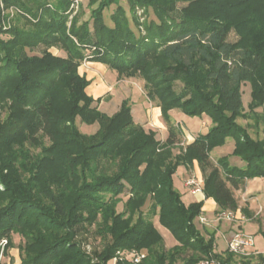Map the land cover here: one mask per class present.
<instances>
[{"label":"trees","instance_id":"trees-1","mask_svg":"<svg viewBox=\"0 0 264 264\" xmlns=\"http://www.w3.org/2000/svg\"><path fill=\"white\" fill-rule=\"evenodd\" d=\"M1 2L15 10L16 25L0 38V244L8 240V249L20 235L21 264H109L124 249H145L140 264H176L187 250L193 255L185 264L233 261L212 254L214 240L206 242L195 224L204 202L185 205L174 175L197 162L205 198L219 212L239 209L236 192L264 178V0H88L89 20L74 17L70 30L72 0ZM140 10L156 20L140 22ZM233 30L237 42L229 41ZM39 46L43 53L31 54ZM94 46L89 61L108 66L118 80L139 73L166 121L179 108L209 117L208 132L174 155L175 127L160 140L135 122L129 100L111 116L102 112V99L87 94L91 82L79 73ZM54 47L66 54L54 56ZM177 81L185 84L181 94L173 90ZM78 119L99 129L83 133ZM229 138L244 163L239 168L228 157L211 158ZM149 201L150 214L158 212L159 224L178 240L173 249L162 250L164 240L143 210ZM92 226L107 240L97 262L77 240Z\"/></svg>","mask_w":264,"mask_h":264},{"label":"rangeland","instance_id":"rangeland-1","mask_svg":"<svg viewBox=\"0 0 264 264\" xmlns=\"http://www.w3.org/2000/svg\"><path fill=\"white\" fill-rule=\"evenodd\" d=\"M79 2H77V0H72V3L69 8L68 11V15H69V21L67 23V27L70 30L71 25H72V21L74 19V17H78L80 18V23L81 22H85L87 20H89L88 18H90V12H89V8L87 7V1L88 0H78ZM83 3V4H82ZM82 4L83 7L80 5ZM122 4L127 6V0H122ZM115 7H113L112 9H114ZM0 19L2 21V23L0 24V38L1 37H7L9 38V36H7V34H10V29L14 28L16 25L15 22V15H12V8L7 7L3 2L0 3ZM112 10H110L109 12L107 11L105 16H106V20L110 23V14H111ZM28 16V19L30 20H37L35 19V17L33 18L32 14L30 13H26ZM138 15L140 17V22H146V20H151L154 19L156 20V17L153 16L154 14L151 12L150 14L145 13L143 10H140L138 12ZM8 34V35H9ZM239 36L238 34L233 30L231 31L230 35H229V41L231 42H237L239 41ZM77 42V41H76ZM46 47L44 46H39L38 48H34V52L31 54H36V55H40L43 53V51L45 50ZM54 56L55 55H65L66 53L59 50L58 48L54 47L50 50ZM98 51L97 47H91V48H86L85 51V55L86 54H93V52ZM89 56H85V59L82 60L80 67H79V73L81 75V73H84L87 69H89V63L92 61H89L90 59H88ZM112 71V70H111ZM112 74L117 75L116 72H112ZM85 76V75H82ZM86 77V76H85ZM112 76H107V81L109 82L108 84L111 83V81L113 80L111 78ZM123 81H125L124 84H122L121 86H119V90H121V92L119 90H115L112 94V97L110 95V97L104 96V100L105 103L104 107H101L100 105H98L99 109L101 107V111L106 113L107 115L111 116L113 114H115L121 107V105L123 104L124 101L129 100L130 101V105H131V111H132V115L133 118L136 120V122H147L145 121V113H146V109L148 107V99L143 98L142 96H144L145 94H147V91L145 89V81L142 79V77L140 76V74L138 73L137 77L135 78H123ZM127 84V85H126ZM123 85L125 87H123ZM184 85L182 81H177L174 84L173 90L177 93V94H181L183 89H184ZM127 89L131 90V96H127ZM123 90V91H122ZM126 90V91H125ZM88 93L89 89L87 90ZM242 92H243V105L245 107V109L247 110L249 107V104H251L252 101V86L250 83H247L246 85L243 86L242 88ZM142 95V96H141ZM126 97V98H125ZM186 99V98H185ZM184 99V100H185ZM158 100L154 101L153 100V104H157L158 105ZM175 110L174 113H178L177 115H175L174 117L178 120L181 121V110L179 108H175L173 109ZM172 114V112H171ZM173 115V114H172ZM172 115H171V121H166L167 119H165V123L167 124L166 126H168L169 128L171 127H175L179 133L178 139H177V146H175L173 149L174 151V155H178L180 154L182 151L186 150L187 146L189 145V143L191 141H193V138L191 137L192 135H190L187 130H192L194 132L200 133L199 135L202 134H206L204 131L205 130H201L202 127V123L201 121L204 119V117L202 118H191L186 116L187 118H184V120H182V124L181 122L178 124V126H174L175 122H172ZM240 123L246 125L248 123V121L246 120H239ZM78 126L80 128V130L86 134H94L98 129H99V125L95 124V125H87V124H83L80 122V119L77 120ZM253 123V122H250ZM144 124V123H143ZM260 131L261 136L264 137V121L263 123L260 124ZM183 126V127H182ZM146 131L150 130L149 126H145L144 127ZM168 132L169 131H165L163 133H159V139L163 140L162 138V134L165 138H167L168 136ZM251 134L253 136L254 135V131L250 130ZM189 134V135H188ZM194 138H196V134L193 135ZM233 143H228L224 146H220L215 148L212 152L213 157H215L213 160L216 162V158H223V157H228L229 161L231 162V164L235 167H241L243 166V162L239 157L233 156V152L235 150L234 145H232ZM199 178L195 172L193 171L192 167H183L180 166L177 169L176 174L174 175V185L176 187V189L181 193L182 195V200L184 201L185 205H190L192 203H194V197L192 195H190L189 190L186 189V187L184 186L183 183H186L187 180L192 179V178ZM200 179V178H199ZM202 180V179H200ZM186 185V184H185ZM247 188V196L238 194V198H239V208L242 209L243 215L246 217V219H250L246 222H242V223H228V222H219L216 219V214L219 212V209L217 208L215 211V214L213 212H208L206 218L208 219V223L207 224H202L200 222V218L202 215H200L196 221V227L198 229V231H200V235L201 237L208 242L210 239L214 240V251L212 252V254H220L223 257H228L229 252H228V244L225 240V236L229 239L231 238L232 235L231 232H236L237 230H243L249 234H253L255 236V241H256V245L255 247L250 249V253L251 256L247 257V258H241V257H233V264L237 263L238 260H241L243 262H245L246 264H252V259H263L264 256H260V255H255L256 252H260L263 253L264 252V205L262 206V208H260V206H256V202H254V199H251V196H253L254 191L257 190V188L259 187L260 190H262V196H261V200L264 202V185H259L257 184V182H255L254 179L247 181L246 186ZM245 188V189H246ZM128 192L120 195L119 198L122 199V202L118 205V212H122L124 210V203L127 201L128 199ZM251 206V208H250ZM245 209V210H244ZM145 215L149 216L152 220V222L154 223V226L157 228L159 234L161 235V237L164 240V245H163V249L162 250H170L173 249L174 247L179 245L178 240L176 239V237H174V235L172 234V232L167 229L166 227L162 226L161 224H159V216H158V212L156 215L152 216L150 213L151 210V201H149L143 208ZM247 215H246V213ZM256 211V212H255ZM259 213L258 217H255L256 213ZM249 215V216H248ZM254 223V227L250 224ZM260 230V231H259ZM89 232H85L84 234H82L81 236H79L77 238V240L82 241V248L84 249L85 252H87L92 261L93 262H97L99 259H97V257L95 256V252H101V250L105 247V245L107 244V240H103L100 236H98L95 233V227L92 226L91 228L89 227ZM223 233H225V236L223 235ZM23 241V238L18 235V234H14L13 236V246L10 248H6L7 244L2 245L0 244V248H1V255L3 256L5 255V253L7 251H9V249L15 247L19 250V247L21 245V242ZM229 242V241H228ZM2 243V242H1ZM8 243V240H7ZM6 248V250H5ZM138 252L144 253L147 255L148 257V252L145 251V249L143 250H138V249H134ZM134 250H121L118 252L122 253V256L124 260L119 261V257H117L118 259L115 260V258L109 262V264H117L119 262H127V263H131V259H132V255L131 253ZM20 253V250H19ZM253 253V254H252ZM193 255V252L190 250H187L183 256L179 259V261L176 264H181L184 263L185 258H189L190 256ZM210 255V256H213ZM209 256V257H210ZM21 257V256H20ZM263 257V258H262ZM228 264H232V261L229 262Z\"/></svg>","mask_w":264,"mask_h":264},{"label":"crops","instance_id":"crops-1","mask_svg":"<svg viewBox=\"0 0 264 264\" xmlns=\"http://www.w3.org/2000/svg\"><path fill=\"white\" fill-rule=\"evenodd\" d=\"M112 72H115V71H110V69L108 68V66H106V65H104L103 63H99V62H90L89 63V69H87L84 73H81V75H85L86 76V78L91 82L90 83V85H89V87H87V90L89 89V92L90 93H88L87 92V94L89 95V96H92L94 99H102V101L99 103V105L101 106V107H104V104L105 103H107V102H105V100H104V96H107V97H110V95H111V97H112V94H113V92L117 89V90H119V86H121L122 84H124L125 83V81H123V80H118V75H113L112 74ZM112 76L111 78L113 79L112 81H111V83L110 84H108L109 82L107 81V76ZM127 85V84H126ZM123 87H125L124 85H123ZM120 92H121V90H119ZM123 91V90H122ZM126 91V90H125ZM127 96H131V90L130 89H127ZM142 96V95H141ZM143 98H147L148 99V107H147V109H146V113H145V121H147V122H141V124H140V122H136V120H135V122L137 123V124H140V126L142 125L143 127H147V126H149L150 127V130H152V131H156L157 132V137H159V133L161 132V133H163V132H165V131H169L168 132V136H169V133H170V128L168 127V126H166L167 124L165 123V120H164V118H163V115H162V110H161V108L157 105V104H153V101H151L149 98H148V96H147V94H145L144 96H142ZM126 98V97H125ZM101 107H100V109H101ZM102 110V109H101ZM259 111L264 115V107H262L261 109H259ZM172 112V122L174 123L175 122V124H174V126H178V124L182 121V120H184V118H187L186 116L187 115H185L183 112H181V121H178L174 116L175 115H177L178 113H174L175 112V110H172L171 111ZM189 117V116H188ZM192 118V117H191ZM188 119V118H187ZM183 122V121H182ZM182 122H181V125H183L182 124ZM144 123V124H143ZM201 125H202V127H201V130H205L204 132L205 133H207L208 132V130H209V128H210V125H211V120H210V118L209 117H207V116H204V119L201 121ZM183 127V126H182ZM149 131V130H148ZM199 131V130H198ZM198 131H197V133L196 132H194V131H192V130H187V132L190 134V135H192L191 137L193 138V141L195 140V139H197V137L196 138H194V136L193 135H195L196 134V136H199V134L200 133H198ZM260 133H262L261 131H260ZM188 134V135H189ZM163 138V140L162 141H165V140H167V138H168V136H167V138H165L164 136H163V134L161 135ZM193 141H191L190 143H192ZM189 143V144H190ZM228 143H233L232 145H234V147H235V140L234 139H232V138H229L228 140H227V143L226 144H228ZM225 144V145H226ZM212 152V151H211ZM213 153V152H212ZM212 153H211V158H215V157H213V155H212ZM218 158H216V160H217ZM243 162V161H242ZM185 167V166H184ZM187 168V167H186ZM193 171L195 172V174L200 178V179H202L203 180V173H202V171H201V168H200V166H199V164H197V162H195L194 163V165H193ZM255 180V182H257V184H259V185H264V178H255L254 179ZM250 181V180H249ZM184 184V186L186 187V183H183ZM246 188V187H245ZM243 189V190H240V191H237L236 192V197L238 198V194H241L242 193V195H243V193H244V195L245 196H247L246 194L248 193L247 192V188L246 189ZM186 189H188L187 187H186ZM189 190V189H188ZM262 190H260L259 189V187L257 188V190L256 191H254V193H253V196H251V199H254V202H256L255 204H256V206H260V208H262V206L264 205V202L261 200V196H262V192H261ZM189 193H190V190H189ZM190 195H192L191 193H190ZM193 196V195H192ZM194 197V201L193 202H200V201H203L204 202V206L202 207V211H203V216H207V213L208 212H213L214 214H215V211H216V209L218 208V205H217V203L215 202V200L214 199H212V198H210V199H206L205 198V195L203 194V195H198V196H193ZM239 199V198H238ZM250 208H251V206H250ZM240 209V208H239ZM240 210H242V209H240ZM256 212V211H255ZM258 215H259V213L257 212L256 214H255V217H258ZM208 217V216H207ZM248 220H250V219H248ZM247 220V221H248ZM250 224L254 227L255 225H254V223H251L250 222ZM260 231V230H259ZM233 233L234 232H231V234L230 235H233ZM223 235L225 236V233H223ZM232 237V236H231ZM231 239V238H230ZM229 239V237L227 238L226 236H225V240H226V242H227V244H228V241L230 240ZM264 253V252H263ZM260 256H264L263 254H261ZM263 258V257H262ZM262 260H264V258L263 259H261V258H259V259H252V264H262ZM21 261H22V259H21V257H20V253H19V250L17 249V248H15V247H13V248H11V249H9V251H7L6 253H5V255H3V256H0V264H21ZM232 263H233V261H232Z\"/></svg>","mask_w":264,"mask_h":264},{"label":"built area","instance_id":"built-area-1","mask_svg":"<svg viewBox=\"0 0 264 264\" xmlns=\"http://www.w3.org/2000/svg\"><path fill=\"white\" fill-rule=\"evenodd\" d=\"M77 2H79L77 0ZM12 15H15V10L12 9ZM2 23L0 19V24ZM186 187L190 190V193L193 196H198V195H203V180H200L199 178H192L187 180L186 182ZM216 219L219 222H228V223H242L246 222L247 219L243 215L242 210L237 209L236 211H223V212H218L216 214ZM208 219L205 216H201L200 222L202 224H207ZM7 244L6 240H3L1 243L2 245ZM256 241H255V236L253 234H249L243 230H237L236 232L233 233L231 239L228 242V252L231 254L233 257H241V258H247L251 256V253L249 252L251 248L255 247ZM253 254V253H252ZM264 253L256 252L255 255H261ZM132 259L131 263L132 264H140L142 263L146 258L147 255L138 251H133L131 253ZM121 252L117 253V257H119V261L124 260ZM115 258L117 260L118 258ZM262 264H264V260H262ZM185 264V263H181ZM195 264H228V263H221L219 260H215L214 258H205L202 261L200 260L199 262ZM233 264V263H232ZM235 264H246L245 262L238 260L237 263Z\"/></svg>","mask_w":264,"mask_h":264}]
</instances>
